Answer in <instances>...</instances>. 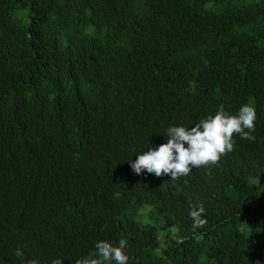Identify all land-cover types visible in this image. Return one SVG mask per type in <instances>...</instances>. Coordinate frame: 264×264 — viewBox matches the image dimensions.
Here are the masks:
<instances>
[{
    "label": "trees",
    "instance_id": "trees-1",
    "mask_svg": "<svg viewBox=\"0 0 264 264\" xmlns=\"http://www.w3.org/2000/svg\"><path fill=\"white\" fill-rule=\"evenodd\" d=\"M245 103L255 140L216 165L131 168L169 126ZM263 179L264 0H0V264L120 239L128 264H264Z\"/></svg>",
    "mask_w": 264,
    "mask_h": 264
},
{
    "label": "clouds",
    "instance_id": "clouds-1",
    "mask_svg": "<svg viewBox=\"0 0 264 264\" xmlns=\"http://www.w3.org/2000/svg\"><path fill=\"white\" fill-rule=\"evenodd\" d=\"M188 83L194 92L195 81ZM256 118L255 108L251 104L241 105L236 114H230L221 104L215 115H209L189 127L169 126L164 134L167 142L136 155L131 168L137 175L146 171L157 177L162 174L170 175L175 180L187 176L193 168L216 165L223 155L233 151L234 134L248 141L255 140L252 133L255 131ZM204 211L202 204L190 208L189 217L193 231L206 224L207 221L202 218ZM126 247L127 242L124 239L119 240L118 246L108 241H98L94 245V251L85 258L77 259L75 264H112V261L115 264H128ZM15 256L23 259L24 253L17 248ZM62 261L63 259L57 258L51 264H62ZM27 264L38 262L29 260Z\"/></svg>",
    "mask_w": 264,
    "mask_h": 264
},
{
    "label": "rangeland",
    "instance_id": "rangeland-1",
    "mask_svg": "<svg viewBox=\"0 0 264 264\" xmlns=\"http://www.w3.org/2000/svg\"><path fill=\"white\" fill-rule=\"evenodd\" d=\"M253 182L257 183L256 180H253ZM262 183L264 185V179L262 180ZM262 191L264 192V186L262 187ZM147 211H148L147 206H145L139 210V212L141 213V220L142 221H147V219H146V212ZM167 231H168L167 228H165L163 226L159 229V231H158L159 242L162 243L167 239V236H168Z\"/></svg>",
    "mask_w": 264,
    "mask_h": 264
}]
</instances>
